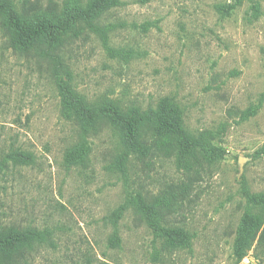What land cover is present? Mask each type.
I'll return each mask as SVG.
<instances>
[{"label": "rangeland", "instance_id": "374dc122", "mask_svg": "<svg viewBox=\"0 0 264 264\" xmlns=\"http://www.w3.org/2000/svg\"><path fill=\"white\" fill-rule=\"evenodd\" d=\"M12 1L20 12L61 13L68 2L91 0ZM121 2L102 19L113 27L108 44L88 33L50 55L21 53L0 30V230L33 239L15 264H258L253 251L237 261L233 244L248 207L242 178L264 192V0ZM229 4H237L230 15L218 11ZM59 78L90 103L148 110L172 100L189 132L212 133L215 161L188 174L175 158L127 155L108 125L84 133L62 113ZM78 143L89 149L86 164L67 165ZM182 183L190 193L167 225L190 239L170 251L139 205Z\"/></svg>", "mask_w": 264, "mask_h": 264}, {"label": "trees", "instance_id": "16d2710c", "mask_svg": "<svg viewBox=\"0 0 264 264\" xmlns=\"http://www.w3.org/2000/svg\"><path fill=\"white\" fill-rule=\"evenodd\" d=\"M121 4V0H91L87 5L68 2L61 13L53 10L27 13L18 11L12 0H0V30L11 47L21 53L37 50L50 55L48 51L70 39L83 38L88 33L108 44L113 27L104 25L102 19L112 8ZM254 7L255 13H259V4ZM236 8L237 4L217 6L224 15H230ZM57 87L62 113L67 119L86 134L97 133L103 125L110 126L118 133L127 155L175 158L178 170L188 174L205 162H214L217 157V149L211 143L212 133L204 131L194 135L189 132L184 124L183 110L172 100L164 98L156 108L148 110L123 108L110 99L90 103L61 78ZM257 110V107L248 109L242 118L249 119ZM88 154V147L78 143L67 149L64 161L67 165L84 166ZM15 157H19L20 161L30 159L23 153H16ZM190 189V184L182 183L164 188L148 200L140 201L139 212L147 226L170 251L182 249L190 239L185 229L167 225L169 216L189 195ZM241 193L248 207L237 228L233 256L237 261H242L253 251L258 264H264V192H251L242 178ZM125 209L124 206L113 213L115 222ZM31 234L26 236L14 227L0 230V264H15L26 250L33 249ZM111 243H120L117 234L112 236Z\"/></svg>", "mask_w": 264, "mask_h": 264}, {"label": "water", "instance_id": "95a60500", "mask_svg": "<svg viewBox=\"0 0 264 264\" xmlns=\"http://www.w3.org/2000/svg\"><path fill=\"white\" fill-rule=\"evenodd\" d=\"M239 165H240V169H241V172H242L243 159H240V161H239Z\"/></svg>", "mask_w": 264, "mask_h": 264}]
</instances>
